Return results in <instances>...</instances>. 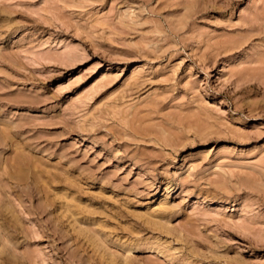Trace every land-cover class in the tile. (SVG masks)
I'll return each mask as SVG.
<instances>
[{"label":"rangeland","instance_id":"374dc122","mask_svg":"<svg viewBox=\"0 0 264 264\" xmlns=\"http://www.w3.org/2000/svg\"><path fill=\"white\" fill-rule=\"evenodd\" d=\"M0 264H264V0H0Z\"/></svg>","mask_w":264,"mask_h":264}]
</instances>
